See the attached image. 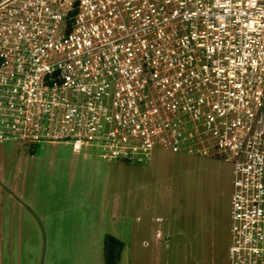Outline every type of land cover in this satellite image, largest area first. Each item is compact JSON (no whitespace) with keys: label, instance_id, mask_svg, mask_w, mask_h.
Masks as SVG:
<instances>
[{"label":"built area","instance_id":"2783aa9c","mask_svg":"<svg viewBox=\"0 0 264 264\" xmlns=\"http://www.w3.org/2000/svg\"><path fill=\"white\" fill-rule=\"evenodd\" d=\"M7 143L220 157L230 264H264V0H1Z\"/></svg>","mask_w":264,"mask_h":264},{"label":"rangeland","instance_id":"374dc122","mask_svg":"<svg viewBox=\"0 0 264 264\" xmlns=\"http://www.w3.org/2000/svg\"><path fill=\"white\" fill-rule=\"evenodd\" d=\"M233 181L220 157L130 165L103 148L0 145V264H104L107 234L121 264H230Z\"/></svg>","mask_w":264,"mask_h":264},{"label":"trees","instance_id":"16d2710c","mask_svg":"<svg viewBox=\"0 0 264 264\" xmlns=\"http://www.w3.org/2000/svg\"><path fill=\"white\" fill-rule=\"evenodd\" d=\"M39 146L31 147V153L35 154ZM124 250L125 243L123 241L113 235L107 234L103 245L104 264H121Z\"/></svg>","mask_w":264,"mask_h":264},{"label":"water","instance_id":"95a60500","mask_svg":"<svg viewBox=\"0 0 264 264\" xmlns=\"http://www.w3.org/2000/svg\"><path fill=\"white\" fill-rule=\"evenodd\" d=\"M0 2H1V0H0Z\"/></svg>","mask_w":264,"mask_h":264}]
</instances>
